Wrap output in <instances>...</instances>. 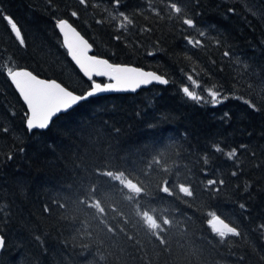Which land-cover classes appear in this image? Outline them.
<instances>
[{"label":"trees","instance_id":"16d2710c","mask_svg":"<svg viewBox=\"0 0 264 264\" xmlns=\"http://www.w3.org/2000/svg\"><path fill=\"white\" fill-rule=\"evenodd\" d=\"M0 12L25 40L0 16V264H264V0H0ZM57 19L92 55L169 83L90 98L28 131L8 66L89 88Z\"/></svg>","mask_w":264,"mask_h":264},{"label":"snow or ice","instance_id":"6c2138e0","mask_svg":"<svg viewBox=\"0 0 264 264\" xmlns=\"http://www.w3.org/2000/svg\"><path fill=\"white\" fill-rule=\"evenodd\" d=\"M81 5L86 4V0H79ZM115 5L118 7L120 0H114ZM171 9L175 13H180L181 8L177 6L176 3H171ZM120 15L124 18L125 21L131 23L128 16L125 15L123 12ZM0 16H2L3 20L7 22L10 26L11 33L15 35V38L19 41L21 47L25 45V40L22 37L21 30L18 27L15 20L7 14H3L0 12ZM72 17H76L77 13L73 11L71 13ZM100 23V21H97ZM183 24L187 25L189 28H195L196 25L194 24L192 19H184ZM56 27L58 28L59 32L63 36V43L69 51L71 58L76 60V62L80 65L81 71H84L87 74V69L85 68L84 64L81 63L79 57H82L84 61L91 62V64L95 65L91 69L92 75L89 76V79H92L94 76H101L107 78L109 84L107 87H98L96 91L98 92H106V91H113V92H136L141 86H147L152 84L153 82L159 83L160 85H167L169 83L168 79L163 78L161 75H157L151 71H142L137 67L132 66H122L119 64H113L109 62L108 59L98 58L94 55H90L89 53L92 51V45L88 42V40L84 39L81 34L76 30L75 27L67 19H57L56 20ZM200 36H204L205 33L201 31L199 33ZM73 38H75L73 42ZM119 39V37H117ZM187 43L189 45H193L194 47L197 45H201V41L199 39H192L186 38ZM152 53H149L151 55ZM225 56H228L229 53L225 52ZM9 71L8 75L12 78V82L16 85V88L21 91V94H25V90L30 87V81H34L36 78L32 76L30 73L26 72H19V71H12L11 66H8ZM104 69H110L111 71H105ZM27 77V79H25ZM188 79L192 81V77L189 76ZM195 84V81H192ZM55 87V84L51 85ZM183 93L186 97H188L192 101H196L199 103L203 98L196 94L193 91H190L188 87L183 88ZM93 92H89L88 95H93ZM208 95L212 97L211 104L216 106L218 103V96L219 93L216 91L209 90ZM27 100V96H25ZM226 99V98H225ZM77 102L76 99H70L65 101L64 104H61L59 108L53 109L52 112H40L36 109H33L32 116L27 122V127L29 131L33 129H41L45 130L49 127L50 116L54 114L56 111H59L60 108H67L72 106ZM248 103L247 100L244 101ZM255 109V105H250ZM227 116L228 114L225 113ZM241 147H244L243 145ZM221 150L220 146L215 147V151L219 152ZM229 159L234 158L237 155V150L232 149L226 153ZM235 175V172L233 173ZM233 235H237L235 231L232 232Z\"/></svg>","mask_w":264,"mask_h":264},{"label":"water","instance_id":"95a60500","mask_svg":"<svg viewBox=\"0 0 264 264\" xmlns=\"http://www.w3.org/2000/svg\"><path fill=\"white\" fill-rule=\"evenodd\" d=\"M54 28L59 36L60 44L63 50L66 53V56L70 63L73 65L75 70L81 75V77L86 81H92L90 87L87 91H85L83 94H74L68 90H66L64 87L59 85L54 80H45L42 78H38L31 74L29 71L25 69H15L12 71H19V72H26L30 73L32 76H34L36 79L34 81H30V87L25 90V94L22 95L21 91L16 88V85L12 82V78L9 77L8 72H6V78L8 82L10 83L12 89L14 90L15 94L18 96L20 102L24 106L25 112H26V118L24 121L25 128L29 131L27 127V122L32 116L33 109H36L40 112H52L53 109L59 108L61 104H64L65 101H68L70 99H76L77 102L73 104L70 107L67 108H60L59 111H56L54 114L50 116V122H51L58 116L67 113L71 109H73L76 105H78L81 102H84L90 98H96L101 96H107V95H125V94H135L140 90L146 89L152 85L155 86H166V85H160L159 83L153 82L150 85L147 86H141L136 92H113V91H106V92H98L96 89L98 87H107L109 84V81L105 77L101 76H94L92 79H89L88 77L92 75L91 69L95 67V65L91 64V62L84 61L82 57L78 56V59H80L81 63L84 64L85 68L88 70L87 74H85L84 71H81L80 65L76 62V60H73L71 58V55L69 54L68 49L63 43V36L59 32L58 28L56 27V21L53 22ZM75 38H73L74 42ZM92 55V51L89 53ZM126 66V65H122ZM105 71H111L110 69H104ZM141 70V69H140ZM144 71V70H142ZM27 79V77H25ZM103 81V82H100ZM55 84V87H52L51 85ZM93 92L94 94L89 96L88 93ZM25 96H27V100L25 99ZM48 129V128H47ZM46 130V129H45ZM41 129H33L31 131H45ZM212 226L216 232L222 233L229 230L228 226L223 223L220 219H215L212 221ZM3 247V240L0 238V252Z\"/></svg>","mask_w":264,"mask_h":264},{"label":"rangeland","instance_id":"374dc122","mask_svg":"<svg viewBox=\"0 0 264 264\" xmlns=\"http://www.w3.org/2000/svg\"><path fill=\"white\" fill-rule=\"evenodd\" d=\"M210 99L212 100V97L210 96ZM123 185L127 188V189H129L130 191H132L134 188L128 183V182H126V181H123ZM147 220V222L149 223V224H152L151 223V219H146Z\"/></svg>","mask_w":264,"mask_h":264},{"label":"flooded vegetation","instance_id":"af4514ba","mask_svg":"<svg viewBox=\"0 0 264 264\" xmlns=\"http://www.w3.org/2000/svg\"><path fill=\"white\" fill-rule=\"evenodd\" d=\"M88 83H90V82H88Z\"/></svg>","mask_w":264,"mask_h":264}]
</instances>
